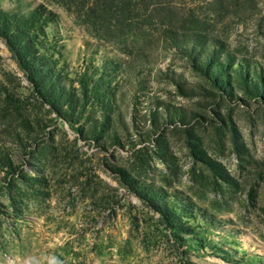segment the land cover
I'll return each instance as SVG.
<instances>
[{
    "label": "rangeland",
    "instance_id": "374dc122",
    "mask_svg": "<svg viewBox=\"0 0 264 264\" xmlns=\"http://www.w3.org/2000/svg\"><path fill=\"white\" fill-rule=\"evenodd\" d=\"M0 264H264V0H0Z\"/></svg>",
    "mask_w": 264,
    "mask_h": 264
}]
</instances>
